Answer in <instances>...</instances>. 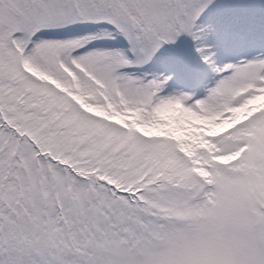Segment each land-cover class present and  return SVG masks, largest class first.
<instances>
[{
  "label": "snow or ice",
  "instance_id": "6c2138e0",
  "mask_svg": "<svg viewBox=\"0 0 264 264\" xmlns=\"http://www.w3.org/2000/svg\"><path fill=\"white\" fill-rule=\"evenodd\" d=\"M214 3L0 0V264H264V55L217 65ZM184 36L202 97L143 71Z\"/></svg>",
  "mask_w": 264,
  "mask_h": 264
},
{
  "label": "rangeland",
  "instance_id": "374dc122",
  "mask_svg": "<svg viewBox=\"0 0 264 264\" xmlns=\"http://www.w3.org/2000/svg\"><path fill=\"white\" fill-rule=\"evenodd\" d=\"M203 18L199 23L207 29V45L218 66L264 55V0H215ZM203 69L195 43L184 36L165 45L143 71L171 76L170 88L202 97L206 86H214L215 76H205Z\"/></svg>",
  "mask_w": 264,
  "mask_h": 264
},
{
  "label": "clouds",
  "instance_id": "9594fccd",
  "mask_svg": "<svg viewBox=\"0 0 264 264\" xmlns=\"http://www.w3.org/2000/svg\"><path fill=\"white\" fill-rule=\"evenodd\" d=\"M177 111H179L178 108H170V109L166 110L165 115L171 116V114H174Z\"/></svg>",
  "mask_w": 264,
  "mask_h": 264
}]
</instances>
